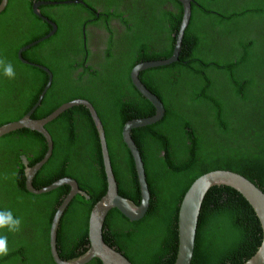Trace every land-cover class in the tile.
<instances>
[{
	"label": "trees",
	"instance_id": "16d2710c",
	"mask_svg": "<svg viewBox=\"0 0 264 264\" xmlns=\"http://www.w3.org/2000/svg\"><path fill=\"white\" fill-rule=\"evenodd\" d=\"M32 1L7 0L0 10V58L11 62L16 72L10 80L0 69V125L18 119L32 106L46 78L43 70L19 62L14 54L50 27L31 12ZM83 1L100 10L98 17L88 11L91 20L82 23L105 18L123 30L111 40L108 21L97 23L107 41L98 67L93 68L84 65L86 51L75 39H80L81 12L76 9L81 5L39 4V13L55 28L20 52L24 60L44 64L50 72L48 86L30 117L43 116L71 98L91 103L103 129L116 192L137 204L132 160L119 133L125 121L150 116L154 109L129 82L128 71L137 62L169 54L181 3L169 0L170 9L167 0H129L126 9L108 11L114 0ZM136 76L164 108L156 122L129 133L141 162L148 207L132 221L109 209L101 236L131 264H171L177 248V204L192 178L209 170H229L264 194V0H190L176 58L140 70ZM44 127L50 150L35 169L31 186L68 176L87 196L72 195L58 221V257L71 259L88 247V213L104 191L99 147L82 105L66 107ZM44 148L41 134L34 129L0 135V210L9 209L22 219L19 232L0 230L8 237L9 248L0 264H55L48 249V226L68 185L27 192L24 165L19 161L23 155L26 166L31 165ZM260 240V224L250 205L227 186H211L200 201L188 264H239L254 253ZM83 264L100 262L90 258Z\"/></svg>",
	"mask_w": 264,
	"mask_h": 264
},
{
	"label": "water",
	"instance_id": "95a60500",
	"mask_svg": "<svg viewBox=\"0 0 264 264\" xmlns=\"http://www.w3.org/2000/svg\"><path fill=\"white\" fill-rule=\"evenodd\" d=\"M6 1L7 0H0V10L5 6ZM64 1L68 0H34L30 6L31 12L48 22L50 27L39 37L34 38L28 43L19 47L16 50V57L22 63L32 64L41 68L46 73V78L42 85L43 87L39 91L32 106L18 119L1 124L0 135L18 128H28L31 130H37V132H39L43 137L45 148L41 156L37 160H35V162H33L29 166H26L24 157L22 155H20L19 157L20 163L24 165L23 187L27 192L36 194L38 192L46 191L61 183H66L68 185L66 192L54 208V212L48 226V249L50 258L55 264H83L90 258L98 259L100 264H131L120 252L116 251L113 247L108 246L102 240L101 227L107 211L111 208H115L130 221L138 220L144 215L147 210L148 192L144 181L142 166L137 150L132 140L130 139L129 133L130 129L132 128L141 127L156 122L162 116L164 108L160 99L153 93H151L147 88H145V86L137 79L136 75L140 70L149 67H155V65L168 63L176 58L182 30L188 18L190 0H178L181 3L180 17L173 35V42L169 54L162 58H154V60L137 62L132 65L128 71L129 82H131L138 93H140L141 96H143L153 106L154 109L153 114L150 116L132 118L125 121L121 126V130L119 133L120 140L123 143L124 147L127 149L132 160L138 190L137 204H133L126 198L118 195L116 192V186L110 170L103 140V129L94 108L87 100L82 98H71L59 103L56 107H54L51 111L43 116L33 118L30 117L33 108L37 105L44 90L48 86L50 72L42 64L36 62H27L20 57L19 52L29 46V44H32L33 42L50 34L54 30V23L44 15L40 14L37 10V6L44 3ZM70 105H82L87 109L89 113L90 119L95 129V135L99 147L105 187L103 193L90 206L87 218V249L76 257H73L71 259H62L58 257L59 255L57 254L55 246L56 229L58 226L60 215L63 211L64 206L72 197V195H74L75 193H79L84 198H86L87 196L82 191H78L75 182L68 176H59L49 181L48 183L36 188H33L31 186L30 180L35 172V169L47 157L50 150L51 142L49 134L44 127V123ZM218 185L227 186L236 191L250 205L260 224L261 240L259 245L252 255H250L246 260H243L239 264L264 263V194L243 176L229 170L214 169L206 171L196 176L195 178H192L179 198L176 215L177 248L175 257L173 258L171 264H188L189 259H191L200 201L205 191L209 187Z\"/></svg>",
	"mask_w": 264,
	"mask_h": 264
},
{
	"label": "flooded vegetation",
	"instance_id": "af4514ba",
	"mask_svg": "<svg viewBox=\"0 0 264 264\" xmlns=\"http://www.w3.org/2000/svg\"><path fill=\"white\" fill-rule=\"evenodd\" d=\"M88 1V0H86ZM97 1V0H96ZM33 2V1H32ZM169 4H168V3ZM166 5L170 6V9H173V4L171 5V1L167 0ZM62 3H75V4H80L81 7L80 8H77L76 9V12H81L80 14L81 15H78L79 16V19L81 21L80 25H79V30H80V39H76V41L79 42L80 44V47L82 49H84L86 51V53H84V65H91L93 68H97L98 67V64L99 62L101 61V53H102V49L104 47V44L106 43L107 41V35H106V32L105 30L102 28V26L100 24H97L99 23L100 21L106 23L107 22V25L109 27H111V34H109L110 36V39L111 40H116L118 37H119V32L122 31V26H120L116 21L114 20H106L105 18H103L102 20L99 19L100 21H98L97 23H82V21L84 19L86 20H91V18H88V11L92 12V16L93 17H98V11L100 10V8L96 7L95 9H91V7L86 3L84 2L83 0H68V1H64ZM32 4V3H31ZM50 4V3H49ZM131 4H130V1L127 0V2L125 4H123L121 2V0H114V2H112L111 6L108 8V11H118V10H124L126 9L127 7H129ZM88 7V8H87ZM70 9H73L74 6L73 5H70L69 7ZM86 8V9H85ZM140 8V7H139ZM47 9V8H46ZM51 9V8H50ZM38 10V8H37ZM48 10V9H47ZM55 10V8H53V11ZM55 25V24H54ZM55 28V27H54ZM53 32V31H52ZM51 32V33H52ZM74 36V34H73ZM5 40H7V38H5ZM67 43H71V45L75 46L76 45V42L71 40H67ZM24 45V44H23ZM21 45V46H23ZM30 45V44H29ZM19 46V47H21ZM17 47L16 50L19 48ZM28 47V46H27ZM25 49V48H24ZM16 50L14 52L15 54V57H16ZM21 52V51H20ZM20 52H19V55H20ZM64 52L68 53L69 56H71L69 54V49L64 47ZM74 55H78L77 52H74ZM21 57V56H20ZM22 58V57H21ZM16 59L18 60V58L16 57ZM19 61V60H18ZM20 62V61H19ZM38 63V62H36ZM41 64V63H39ZM44 65V64H42ZM45 66V65H44ZM47 69L48 67L45 66ZM41 69V68H40ZM42 70V69H41ZM49 70V69H48ZM60 74H62L61 72H59ZM73 73V70H71L70 74L72 75ZM91 104V103H90ZM105 144V143H104ZM20 157V155H19ZM20 161V160H19Z\"/></svg>",
	"mask_w": 264,
	"mask_h": 264
},
{
	"label": "clouds",
	"instance_id": "9594fccd",
	"mask_svg": "<svg viewBox=\"0 0 264 264\" xmlns=\"http://www.w3.org/2000/svg\"><path fill=\"white\" fill-rule=\"evenodd\" d=\"M0 69H2L3 75L8 79H15L16 72L11 62H7L5 59L0 58ZM21 224L22 219L20 217L14 216L11 210H0V230L6 229L10 233H17L21 230ZM8 253V237L6 234H0V257H5L8 255Z\"/></svg>",
	"mask_w": 264,
	"mask_h": 264
}]
</instances>
